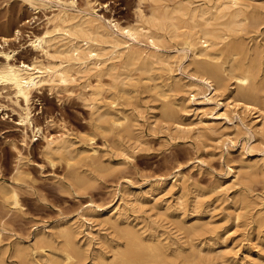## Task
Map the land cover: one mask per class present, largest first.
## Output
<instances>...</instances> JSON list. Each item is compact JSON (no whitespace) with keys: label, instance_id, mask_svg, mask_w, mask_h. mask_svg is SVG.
Instances as JSON below:
<instances>
[{"label":"bare ground","instance_id":"bare-ground-1","mask_svg":"<svg viewBox=\"0 0 264 264\" xmlns=\"http://www.w3.org/2000/svg\"><path fill=\"white\" fill-rule=\"evenodd\" d=\"M23 1L34 11L55 8L44 14L43 30L29 33V43L57 58L47 63L37 59L17 61L16 50L9 43L20 37L21 30L15 28L0 35V85L12 89L14 102L20 108L18 123L24 137L27 128L41 131L31 117L29 101L33 89L44 84L70 89L75 86L76 76L84 77L83 90L88 89L94 126L99 133L115 130L133 133L134 118L117 107V99L130 96L139 86L154 90L160 102V115L176 128L207 135L215 129L213 123L222 118L235 120L249 136L264 131V105L259 107L264 91V60L257 35L246 29L261 20L262 13L252 0H177L155 5L149 15L138 9L135 22L128 24L98 15L91 0H86L82 8L77 0ZM247 33L254 41L252 46L243 37ZM169 40L175 41L176 46L162 50ZM142 41L145 46H141ZM104 76L110 81L108 94H104ZM91 77L94 84L89 81ZM185 110L191 112L187 121L180 118ZM252 110L253 118L246 120ZM241 148L244 156L237 165L228 166L221 183L224 189L238 181L240 169L264 172V154L258 156L245 143ZM43 149L50 160L65 161L72 185L77 188L86 184L89 176L75 169L73 162L88 161L99 169L109 167L111 162L103 159L92 138L73 139L72 132L67 130L45 136ZM16 171H20L18 165ZM186 181L187 177L176 171L167 179L159 177L147 188L120 184L113 203L90 201L84 211L55 224L52 230L36 232L32 243L2 242L3 227H0V264H74L78 258H89L88 264H175L179 257L184 264H211V252L216 248L205 240L181 242L157 232L155 227L148 229L131 221L132 200L141 202L143 194L155 197L167 190L172 195L181 194L177 198L182 208L175 216L186 214L182 199L187 191ZM0 191L4 205L21 210L16 187L0 183ZM254 196L252 200L231 203L236 221L244 215L241 210L251 203L258 204V214L260 218L264 216V186ZM170 207L168 203L162 210L169 215ZM193 211L190 219L176 221L188 232L203 226L201 205ZM85 222L88 230L84 232V241H80L79 228ZM93 222L98 227L93 228ZM106 229L113 231L112 238ZM248 250L245 248L236 255L219 250V262L255 264L248 257ZM108 251L110 254L106 255ZM6 255L11 257L10 261Z\"/></svg>","mask_w":264,"mask_h":264},{"label":"rangeland","instance_id":"rangeland-1","mask_svg":"<svg viewBox=\"0 0 264 264\" xmlns=\"http://www.w3.org/2000/svg\"><path fill=\"white\" fill-rule=\"evenodd\" d=\"M91 1L98 15L128 24L135 22L138 9L149 15L155 5L172 4L177 0ZM252 1L262 13L261 20L252 22L246 29L247 32L251 31L250 34L257 35L264 60V0ZM85 3L86 0H77L78 7H84ZM51 9L34 11L23 0H0V35L15 28L21 30L20 37L9 43L16 50L17 61L37 59L47 63L57 60L29 43V33L44 29V14ZM249 33L243 37L252 46L254 41L247 37ZM140 44L145 46L144 41ZM174 46L175 41L169 40L162 50H170ZM50 50L53 51L52 48ZM76 77L75 86L70 89L50 87L48 84L33 89L29 101L31 117L41 126V131L27 128L26 137L23 136L22 125L18 123L20 108L14 102L12 89L0 85V183L16 187L22 204L21 210L7 203L4 205L0 196L2 242L32 243L36 232L52 230L55 224L84 211L90 201L94 204L113 203L120 184H128L134 189L147 188L159 177L167 179L172 173L180 171L187 177V191L182 197L186 214L175 216L182 208L177 198L180 193L172 195L167 190L155 197L147 193L140 196L141 202L132 200L133 208L129 211L132 223L137 222L148 229L155 227L157 232L181 242L205 240L216 248L211 252V264H223L219 262V250L236 255L245 248H249L248 257L253 258L255 264H264V216L260 218L258 214L260 206L251 203L250 207L243 208L241 212L244 215L238 221L231 206L232 202L254 199V195L264 186V172L261 169H240L237 182L229 183L225 189L224 184L221 185L228 166L237 165L244 156L241 144L250 145L258 156L264 154V131L260 132L262 135L249 136L241 124H236L235 120L223 121L222 118L213 123L215 129L207 135L176 128L160 115V102L154 90L139 86L130 96L117 99V107L134 118L133 133L129 135L116 130L113 133H99L94 126L95 114L91 111L88 89L83 90L84 77ZM89 81L95 83L93 77ZM102 82L106 87L104 94H108L111 87L109 78L104 76ZM260 96L259 107H263L264 91ZM190 113L185 110L180 118L187 121ZM253 115L250 114L246 120L252 119ZM65 130L72 132L73 139L89 141L92 138L93 145L100 148L103 159L111 161L109 167L100 169L88 161L85 164L73 162L75 169L89 176L87 183L80 188L72 185L63 159L50 160L44 153L45 136ZM17 165L19 172L16 171ZM168 203L172 209L169 215L162 210ZM197 205L203 208L200 214L203 226L188 232L176 221L190 219ZM259 218L261 221L257 223ZM87 224L85 222L79 228L80 241H84ZM92 226L98 227L94 222ZM105 232L109 238L114 236L111 229ZM109 254V251L106 252V255ZM6 258L11 260L8 255ZM89 262V258H78L74 264ZM175 264H184L182 258H177Z\"/></svg>","mask_w":264,"mask_h":264}]
</instances>
